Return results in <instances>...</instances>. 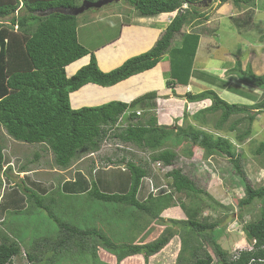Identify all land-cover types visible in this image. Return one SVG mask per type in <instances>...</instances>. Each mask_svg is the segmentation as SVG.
<instances>
[{
	"label": "rangeland",
	"instance_id": "obj_1",
	"mask_svg": "<svg viewBox=\"0 0 264 264\" xmlns=\"http://www.w3.org/2000/svg\"><path fill=\"white\" fill-rule=\"evenodd\" d=\"M205 1L207 2L205 3ZM205 1L201 6L194 5L205 18L192 20L193 22L184 25L180 33L175 36L171 48L162 58L171 62L168 67L169 73L163 68H159L161 74L165 76L167 89L173 88V85L167 84L169 78L172 77L170 80L182 83L189 68L193 70L194 68L217 67V70H220L225 66L234 67L236 61H239L242 71H246V68L249 67L254 76H264V0H254L247 5H233L228 2L222 7L215 0ZM76 2L82 5L84 0H76ZM133 11L124 0L112 2L99 9H88L77 16L79 24L86 22V26L80 29V42L87 46L91 52H94L91 49L109 43L108 40H116L120 31L119 21L126 22L127 16L130 20L134 15L137 17V13H133ZM116 14L124 16L123 19L116 18ZM96 16L98 18H94ZM174 16L175 12L173 15L161 16L147 23L149 25L156 23L167 25ZM139 22L137 20L138 25ZM197 22H201V24L199 25ZM163 30V28L160 29V34L163 33ZM213 30L215 33L211 34ZM192 31L202 36L201 43H203L198 47L193 57L191 50L182 46L181 43L182 35H185L184 32ZM181 47H183L182 51H180ZM130 55V57L135 56L131 52ZM82 60L84 63L87 61L86 58ZM80 63L81 61H78L70 66L68 75ZM164 65L166 67L167 63ZM171 74H174L176 78ZM246 76L248 79L249 75L246 74ZM236 78V82L241 84H237V89L233 92L247 101L254 97L256 99L247 103L237 97L229 96L226 99L228 102L253 105L264 98V89L247 84L245 76L241 74L236 75ZM98 87L94 86L95 89L86 88L88 89L87 94L81 96V104L95 107L102 105V103H98L101 102L99 99L102 96L108 101L115 98V96L109 97L110 94L105 93L106 89L101 90L102 88ZM248 88L252 90V94L247 91ZM78 91L71 95L78 98ZM123 92L125 91L118 94L121 96ZM153 92L154 97L146 101L150 103L154 100L152 104L154 108L151 109V112L156 116L157 126L172 130L180 128L184 131L191 127L197 131L201 130L211 134L213 141L217 136L224 137L232 145V151L239 160V171L234 168L232 159L226 156L207 155L196 145L177 136L175 138L172 136L173 138L167 144L168 147L177 151L173 164L166 167L159 166L151 161L152 151L146 148L141 149L130 143H121L112 137L111 132L113 130L115 132L116 127L113 130L106 128V136L101 141L97 152L81 154L79 158L72 159L69 168H58L55 166L53 154L46 144H27L14 141L5 134L4 129L0 126V144L3 147L5 158L2 167L4 173L0 174V243L17 242L21 250L27 252L30 251V248L36 249L35 245L45 244L44 239H55L58 229L51 217L53 214L62 222H69L77 229L101 230L105 240L111 246H116L114 249H109L119 251L121 254L114 255L112 250L99 244L101 247L92 246L93 248L84 253L67 247L61 251V254L56 251L57 255L53 258V251L46 250L44 245L40 247L45 250L38 264H115L114 261L119 262L117 264H188L192 258V247L187 246L189 244L196 247L195 255L203 254V251L213 255L209 248L211 246L208 243L209 238H213L220 249L231 257H236L240 251L247 249L253 241L246 238L243 227L258 219L263 200H255L251 205L241 208L238 204L245 197V184H249L255 189L264 186V153L256 154L259 144L264 141V111L258 114L252 123L248 122L247 115L241 116L243 122L235 125V130H228V125L223 126L222 130H217L215 123L219 116L218 113L213 120L209 115H205V118L208 119L205 123L208 126L199 125L196 122L197 118L194 117L199 110L209 107L211 102L210 104H190L189 106L187 104L189 102L184 101L185 97L180 89L172 92L157 90ZM73 105L76 107L78 104L73 102ZM151 107L145 105V109ZM136 110H139L141 115L144 111L141 107ZM125 115H128L127 111ZM125 117L120 118L118 127L123 128L127 125ZM239 117L240 115L231 117L230 123H234ZM247 130L249 133L246 139L242 142L237 141L236 137ZM122 158L124 163H118L117 161ZM127 161L144 166L149 174L143 180L145 190L139 198L145 199L150 193L154 197L171 193L167 208L162 209L160 213L154 211L150 213L154 215L149 216V214L139 212L130 206L97 201L87 193L78 194L79 197L73 196L75 198H65L54 194V199L50 198V192L52 190L54 192L62 180H72L81 175L88 183H91L92 175L97 173V175H102L109 171L111 173V170L117 168L126 169ZM171 171L180 172L202 193L186 196L184 193L174 192L171 187L172 179L167 176ZM112 173L115 175V172ZM93 179L95 180V177ZM22 182L36 191L39 196L48 195L46 199L54 200L50 205L45 204L50 213L45 208H37L32 202L26 200L17 187ZM32 182H35L40 190L34 188L35 184ZM12 190L18 192V200L11 197ZM182 205L185 207L184 210L180 207ZM197 207L198 212L193 218L190 215ZM190 220L206 226L215 224L216 227L211 234L210 230L206 229L199 235L189 226ZM168 233H172L168 244L147 259L141 254L133 256L129 253L125 254L126 247H142L156 242L163 236L166 237ZM65 247L64 245L61 249ZM215 260L216 258L213 260V264H215ZM14 264H25V262L24 259H16Z\"/></svg>",
	"mask_w": 264,
	"mask_h": 264
},
{
	"label": "trees",
	"instance_id": "obj_2",
	"mask_svg": "<svg viewBox=\"0 0 264 264\" xmlns=\"http://www.w3.org/2000/svg\"><path fill=\"white\" fill-rule=\"evenodd\" d=\"M124 1L142 17L174 12L175 16L150 50L128 58L111 71L102 72L98 68L93 52L79 43L78 15L61 12L80 6L76 0H0V126L4 129L5 134L18 142L46 144L51 150L54 157L53 162L58 168H69L72 159L79 158L81 154L97 152L101 141L106 136V128L113 130L116 127L115 132L114 130L111 132L112 137L121 143H130L141 149L146 148L152 151L151 161L159 166L166 167L173 164L177 151L168 147L167 144L171 138L177 136L196 145L207 155L226 156L232 159L234 168L239 171V160L232 151V145L224 137L217 136L213 141L211 134L201 130L197 131L191 127L184 131L180 128L172 130L157 126L156 116L151 112V109L154 108L152 105L154 100L150 103L146 101L153 98L154 93H147L129 104L111 101L95 107L84 106L78 109L71 107L70 94L87 84L107 88L154 68L169 51L175 36L180 33L184 25L193 22L192 20L205 18L194 7L197 4L201 6L205 0ZM215 1L219 4L231 2L233 5H247L254 0ZM234 21L236 22L237 18ZM198 24L200 25L201 22ZM181 40L182 46L191 50L193 57L198 43V35L195 32L185 34L182 35ZM182 50L183 47L180 51ZM87 55H89L88 63L80 67L71 77H67L66 68ZM185 70L184 72H186ZM190 70L189 68L184 82L187 81ZM231 72L234 75L245 76L247 84L264 89V76H254L249 67L246 68V71H242L239 61H236L234 67L232 66ZM246 74L249 75L248 79H246ZM183 81L177 83L170 80L167 81V84L185 85L186 83ZM237 86L232 83L229 89L236 91ZM184 97L189 103L210 100L211 105L199 110L194 117L197 118L196 122L199 125L208 126L205 123L208 120L205 115H209L213 120L218 113L219 116L215 123L217 130H222L225 125H228V130H235V125L243 122L241 116L247 115L248 122L252 123L254 118L264 111V98L253 105L228 103L212 90L196 95L187 92ZM145 105L152 107L145 109ZM136 106L144 110L142 115L139 111H135ZM126 111L128 115H125ZM235 115H240L239 119L236 120L237 122L235 121L236 123H230L231 117ZM124 116H126L127 125L123 128L118 127L117 122ZM184 119L186 118L184 117ZM130 121L132 122L130 123ZM248 133L247 130L238 135L236 140L242 142ZM3 151L0 144V174L4 173L2 169L5 159ZM261 153H264V141L259 144L256 150V154ZM117 162L124 163V159H119ZM125 166L126 169L117 168L111 171L110 179L106 176L107 174L103 173L97 175L98 179L96 180L92 175L91 183L85 179L81 184L79 182L61 184L59 182L55 191L50 192V198L54 199V194L70 198L87 193L97 201L130 206L139 212L149 214V216H153L154 214L150 213L154 211L160 213L162 209L167 208L171 193L158 197H154L150 193L145 199H140V195L145 190L143 180L149 175L147 169L131 161H127ZM112 172H115V175ZM167 176L172 179L171 187L174 192L184 193L186 196L202 193L178 171H171ZM17 187L26 200L32 202L37 208H45L49 212V208L45 207V204L50 205L54 200L46 199L48 195L39 196L24 182L18 184ZM89 187L90 190H88ZM244 194L245 197L238 204L240 208L251 205L255 200H263L258 219L243 227L246 238L255 241L253 249L242 250L236 257H231L220 249L213 238H209L208 243L211 245L209 248L213 255L206 251H203V254L195 255L196 247L189 244L187 246L192 247V258L188 264H213L215 258V264H247L251 259L264 261V186L255 189L251 185L245 184ZM180 207L185 209L183 205ZM197 210L198 207L190 216L195 218ZM51 217L57 225L58 235L55 239H44L45 244L41 246L45 245L46 250L53 251V258L56 257L57 252L61 254V251L67 247L74 248L80 253L93 247H101V245L112 251L116 248L105 240L101 230H80L70 225L69 222H62L53 214ZM188 224L199 235L206 229L210 230L211 234L216 227L215 224L206 226L194 220H190ZM171 237L172 233H168L166 237L163 236L154 243L142 247H126L125 254L129 253L132 256L141 254L147 259L167 245ZM64 245L66 247L61 249ZM184 245L186 244L184 243ZM41 246L35 245L36 249L33 247L30 248V251H24L30 264H38L41 260L45 250V248H40ZM37 248L39 249L37 250ZM113 252L114 255L121 254L119 251ZM20 255L19 243L13 241L0 243V264H13L14 258ZM114 263L119 262L114 261ZM260 264H264V262Z\"/></svg>",
	"mask_w": 264,
	"mask_h": 264
},
{
	"label": "crops",
	"instance_id": "obj_3",
	"mask_svg": "<svg viewBox=\"0 0 264 264\" xmlns=\"http://www.w3.org/2000/svg\"><path fill=\"white\" fill-rule=\"evenodd\" d=\"M225 4H228V2L221 4V7ZM134 12H136V11H133V13ZM166 15H173V13H164V14H159L157 16H152V17H142L139 15L137 17H135V15H134L131 20L129 19V16H127L126 22L125 21H119L120 31L118 33L116 40L113 41V39L107 38V39H111L112 42L110 40H108L109 43L104 44L102 46L100 45L98 48L91 49L94 51L93 54L96 58L98 68L102 72L111 71V70L117 68L118 66H120L125 60L130 58V56H131L130 52L132 53V55L137 56V55H140V53L142 54V53L150 50L153 47V45L155 44V42L162 35V33L160 34V29L163 28L165 30V28L168 24L165 25V23H156V24H150L149 25L147 22L152 21V20H156L159 17L166 16ZM115 17L123 19L124 16L116 14ZM134 17L136 19L135 21H134ZM94 18H98V17L96 16ZM78 20H79V18H78ZM137 20L140 21L139 25L137 24ZM85 26H86V22H82L81 24H79L77 31H78L79 43L82 46H84L85 48H87V46H85L84 44H82L80 42V31H81L80 29L85 27ZM164 30H163V32H164ZM194 32L195 31L184 32V34H190V33H194ZM212 33H215V31L213 30L211 32V34ZM197 35H198V43L196 46V51H197L198 47L203 44V43H201L202 42V36L200 34H197ZM126 45H128L129 47H125ZM144 48H147V49H144ZM87 49L90 51L89 48H87ZM144 50H146V51H144ZM196 51H195V53H196ZM83 58L87 59V61L85 63L82 60ZM83 58H81V60H78L79 62L81 61V63L78 66H76L77 67L76 69L72 70V73L70 75H68V68L70 66H72L73 64H76V62H78V61L69 65L66 68L67 77H71L73 74L76 73V71L80 67H82L88 63L89 55H87ZM164 63H167L166 67H165ZM170 63L171 62H168V61L161 59L157 63V65L150 70L144 71V72L136 74L134 76H131L130 78H128L122 82H119L116 85L111 86V87H107V88L98 87V88H102L101 90L106 89L105 93L110 94V96L109 95H107V96H109V97L115 96V98H113L114 100L111 99L108 101L106 99H103L104 96L101 95L102 97L101 98L99 97L100 98L99 100L101 102H98V103L99 104H101V103L106 104V103L111 102V101H121V102H125V103L129 104L132 101H134L135 99L145 95L146 93H154L153 91H156V90L160 91V92H165V91L172 92V91H177L179 89L181 91H183V95H185L187 92H190L191 94L196 95V94L208 91V90H212L222 100H224L226 102H228L226 99H228L229 96L237 97L241 100H244L247 103L250 102L251 100L256 99V97H254L253 99H250L247 101V100L243 99L242 97H240L237 93H235L229 89V86L232 83L233 84H241V83L236 82V79H237L236 75L232 74V72H231L232 67H230V66L222 67L220 70H217V67H207L205 69L194 68L193 70L191 69L190 74L187 78V81L184 82V83H186L185 85H179V86L173 85V88L167 89L165 76L163 74H161L159 68L161 67L167 73H169L168 67L170 66ZM171 76L175 77L174 74H171ZM171 78H169L168 81H170ZM131 84H132V87H131ZM94 86L97 87V85H94V84H90V85L87 84V85L83 86L78 91V96H79L78 98H77V96L74 97V96L70 95L71 107L73 109H78V108H81L84 106L90 107V106L81 104V101H82L81 96H83L84 94L85 95L87 94L86 91L88 89H86V88H89V87L94 88ZM96 90H98V89H96ZM247 90L249 91L250 89L248 88ZM121 91H125V92H123V94H121V96H120L118 93ZM251 91H249V93L252 94ZM178 98H180V97L178 96ZM184 101L187 102V100L185 98H184ZM73 102H77L78 105L76 107H74ZM152 102H154V101H152ZM210 102L211 101L207 99V100H203V101H199V102H193V103H187V104H189V106H190V104H197V105H199V104H210ZM228 103H235V102H228ZM136 108L138 109L137 106L135 107V109ZM135 111H139V110H135ZM111 171H113V170H111ZM109 172L104 173V174H107L106 176H108L110 179L111 173H109ZM97 174L93 176V177H95V180L98 179L96 177ZM84 179L85 178H82L81 175H78L76 178L74 177V179H72V180H69V179L62 180L60 183L63 184L64 182H70V183L79 182L81 184ZM32 183L35 184L33 186L34 188L39 189L38 188L39 186L36 185L35 182H32ZM100 189L103 190L101 187H100ZM110 192H112V191H110ZM10 193H11V197L13 196V199L18 200L17 199L18 192L16 193L12 190V192H10ZM147 193H148V191H147ZM19 197H20V195H19ZM13 202H14V200H13ZM147 229H148V227H147Z\"/></svg>",
	"mask_w": 264,
	"mask_h": 264
},
{
	"label": "water",
	"instance_id": "obj_4",
	"mask_svg": "<svg viewBox=\"0 0 264 264\" xmlns=\"http://www.w3.org/2000/svg\"><path fill=\"white\" fill-rule=\"evenodd\" d=\"M119 0H98V1H84L82 5L72 8L68 11H61L62 13H68L70 15L77 16L82 14L83 12L87 11L88 9H99L103 6H106L112 2H118Z\"/></svg>",
	"mask_w": 264,
	"mask_h": 264
},
{
	"label": "built area",
	"instance_id": "obj_5",
	"mask_svg": "<svg viewBox=\"0 0 264 264\" xmlns=\"http://www.w3.org/2000/svg\"><path fill=\"white\" fill-rule=\"evenodd\" d=\"M254 242H255V241H253V243H251L250 246H249L247 249H245V251H250V250H252V249H253V244H254ZM262 262H264V261H263V260H257V259H251L250 262L247 263V264H260V263H262Z\"/></svg>",
	"mask_w": 264,
	"mask_h": 264
},
{
	"label": "clouds",
	"instance_id": "obj_6",
	"mask_svg": "<svg viewBox=\"0 0 264 264\" xmlns=\"http://www.w3.org/2000/svg\"><path fill=\"white\" fill-rule=\"evenodd\" d=\"M70 95H71V94H70ZM69 100H70V97H69ZM118 122H119V121H118ZM118 122H117V124H118ZM14 141H15V140H14ZM253 241H254V240H253ZM16 259H21V260L24 259L25 264H30V263L27 261L26 257H25L24 250H23V251L21 250V255H20L19 257H16ZM16 259L14 258V261H15ZM13 264H14V262H13Z\"/></svg>",
	"mask_w": 264,
	"mask_h": 264
},
{
	"label": "bare ground",
	"instance_id": "obj_7",
	"mask_svg": "<svg viewBox=\"0 0 264 264\" xmlns=\"http://www.w3.org/2000/svg\"><path fill=\"white\" fill-rule=\"evenodd\" d=\"M235 15V14H234Z\"/></svg>",
	"mask_w": 264,
	"mask_h": 264
}]
</instances>
